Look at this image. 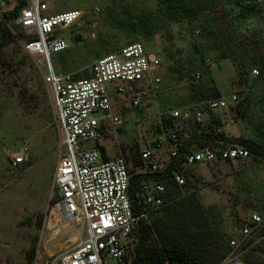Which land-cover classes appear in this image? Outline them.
Returning a JSON list of instances; mask_svg holds the SVG:
<instances>
[{
  "label": "rangeland",
  "instance_id": "obj_1",
  "mask_svg": "<svg viewBox=\"0 0 264 264\" xmlns=\"http://www.w3.org/2000/svg\"><path fill=\"white\" fill-rule=\"evenodd\" d=\"M251 1L264 12V0ZM157 2L158 0H55L50 3L55 9L53 15L95 7L101 12L96 15L98 27L96 37L91 41H73L77 36L89 33L85 26H73L60 32L68 49L50 57L56 74L79 71L84 76L86 72L83 70L96 58L136 42L141 43L146 50L157 53L165 67L163 82L156 98L145 100L139 108L123 109L121 106V113L124 115L117 135L97 143L84 142L82 148L88 150L101 145L111 157L123 155L130 162L137 150L144 148V136L157 133L159 114H164L171 108L204 106L206 101L216 99L206 89L208 79L220 92L219 98L230 101L232 95L236 94L237 102L217 113L206 112L205 122H208L207 118L218 117L221 123L219 127L227 139L224 146H241L240 140H255L258 132H264V80L257 85V76L252 71L240 80L229 59H222L220 52L213 49L208 41L196 42L194 39L199 32H210L218 22L230 21L224 12L226 6L219 0L214 8L208 10V27L204 26L194 34L191 32L192 20L189 19L178 23L166 19L153 22L151 24H155L158 30L149 39L138 38L128 33V30L121 31L118 28L121 19L118 12L132 18L141 14L148 16L152 12H155L154 17L161 16ZM199 6L205 8L203 4ZM4 10H0V19ZM262 20H250L251 36L258 40L260 47L258 54L264 53ZM80 23L85 25L87 21ZM8 28L15 36V41L0 49V264H46L72 245V234H59L57 229L43 234L49 203L55 196L53 180L61 155V131L54 112L51 88L45 80V70L36 65V71H30L29 63L32 58L26 57L23 48L26 38L12 22ZM167 52L180 55L184 62L199 60L192 71L200 70L202 78L193 81V84L203 91L204 96L193 100L194 92L189 89V80L183 74L168 73L172 62L166 59ZM206 60L210 67L205 65ZM256 60L261 63V58ZM21 64H26L27 68H23ZM260 68L253 67L258 71H261ZM24 87L35 94V103L25 93ZM49 109L52 110L51 116L47 115ZM189 131V137L185 140L187 145L194 144H190L192 134ZM210 145L203 143L202 146ZM21 148H26L29 160L26 164L13 166L12 154ZM185 169L189 177L186 187L174 195L176 202L196 201L194 204L200 206L206 213L204 216L208 218L206 223L198 221L190 232L188 242L191 246L195 244L199 248L208 249L213 246L214 255L217 251H224L226 238L239 237L240 226L250 214L258 213L264 220V159L250 157L246 164L234 165L228 162H201ZM41 216L43 221L39 226ZM204 223L210 229V236L216 240L215 244L201 231L205 227ZM134 243L135 239L130 248ZM248 244L262 253L260 258L264 261V239L253 237ZM33 247L35 257L32 262H28Z\"/></svg>",
  "mask_w": 264,
  "mask_h": 264
},
{
  "label": "built area",
  "instance_id": "obj_2",
  "mask_svg": "<svg viewBox=\"0 0 264 264\" xmlns=\"http://www.w3.org/2000/svg\"><path fill=\"white\" fill-rule=\"evenodd\" d=\"M53 1L0 0V10L5 11L22 4L12 23L26 38L23 44L26 54L45 70L61 131V155L53 180L55 196L49 203L43 234L53 222L51 231L72 234L75 241L46 264H127L126 254L138 222L149 223L151 214L169 201L168 189L158 178L166 174L170 165V180L182 190L189 177L187 166L201 162L246 164L250 159L247 149L224 146L222 140L201 147L185 144L190 129L192 134L194 127L210 122L211 118L205 122L206 112L227 109L237 102V95H232L230 101L210 99L204 106L171 108L159 114L157 133L144 136V148L137 150L135 164L123 155L111 157L101 145L83 149L84 142L97 143L117 135L124 115L121 106L139 108L145 100L156 98L165 67L157 53L136 42L96 58L83 70L84 76L77 77L79 71L56 74L50 57L68 49L60 32L85 26L89 33L77 37L80 42L91 41L98 27L96 15L101 12L95 7L53 15L55 9L50 5ZM84 20L85 25L80 23ZM205 65L210 67L208 60ZM252 73L257 75L256 70ZM199 75L196 72L194 78ZM214 119L218 121L217 116ZM221 133L222 129L213 123L210 134ZM28 160L26 148L12 154L13 166L26 164ZM133 178L140 180L136 190ZM263 224L258 213L250 214L240 226L239 237L228 241L227 253L220 264H245L242 256L250 247V239L258 238Z\"/></svg>",
  "mask_w": 264,
  "mask_h": 264
},
{
  "label": "trees",
  "instance_id": "obj_3",
  "mask_svg": "<svg viewBox=\"0 0 264 264\" xmlns=\"http://www.w3.org/2000/svg\"><path fill=\"white\" fill-rule=\"evenodd\" d=\"M220 1L223 6H226L224 12L230 21L218 22L217 25L215 24L211 28L210 32H199V35L194 39L196 42L202 40L208 41L211 43L213 49H217L220 52L222 59H229L235 68L236 76L240 80H243L246 74H250L251 71L256 70L253 69L254 66L261 67V71L256 70V83L258 85L264 80V53L258 54L260 47L258 46V40L251 36L252 33L250 31H252V28H250V20L263 19L261 36L264 37V12H261L255 2L251 0ZM157 3L158 12L161 15L159 17H154L155 12H152L148 16L141 14V16L134 18L127 15L126 17L121 12H118L121 16H119L121 19L118 28L121 31L128 30V33L138 38L149 39L158 30V27H155V24L152 25L151 23L161 21L162 19H166L172 23L189 19L192 20V24L194 25H192L191 29L192 34H194L200 28L204 26L208 27L206 26L209 21L207 17L208 10L212 7L214 8L215 4L219 3V0H158ZM200 4H203L205 8H199ZM21 7L22 4L7 11L4 10L1 13L0 49L15 41V36L11 34L8 25L18 16ZM258 39L261 38L258 37ZM177 56L167 52L166 59L172 62L171 66L168 67V73L172 75L183 74L184 78L189 80V89L192 93L194 92L192 95L193 100H198V97L204 96V93L202 90L197 89L198 86H194L193 81L200 80L202 72L198 69L192 70L199 60L184 62L181 60L180 55L178 56L179 58H176ZM26 57L29 58L28 55ZM257 58H261V65L257 62ZM21 65L23 68H27L25 67L27 66L26 64ZM34 67L37 69L36 64L31 59L29 63L30 71H36ZM196 72L200 74L198 79L194 78ZM77 77H81V75L79 74ZM24 88L25 93L35 103L37 100L35 94L30 93L27 87ZM206 89L211 92L212 97H220V92L209 79L206 83ZM47 115L51 116L52 110L49 109ZM213 123H216L218 126L221 124L219 120L215 121L214 117H212L206 125L194 127L192 130V142L190 144L195 143L201 147L203 143L213 145L219 140L225 142L227 139L222 133L218 136L210 134ZM258 133L255 140H240V144L241 147L248 150L250 157L264 159V132ZM100 149L104 155V149L101 147ZM183 151L182 149L181 156ZM130 161H134L135 164L136 156H133ZM179 163L176 162V164ZM170 167L166 174L158 178V181L162 182L168 189L169 201L166 206L151 214L149 223L145 221L138 222L133 232V239H135L134 246L132 248L129 247L126 254L127 264H220L227 253V244L231 238L225 239L224 251L219 252L216 250L215 256L212 253V249L214 250L213 246L208 249L199 248L195 244L193 246L190 245L188 242L190 232L196 227L198 221L200 223L205 222L208 218L205 217L206 213L203 209L194 204L196 201L183 202L181 200L176 202L174 195L179 193V189L170 180ZM139 181V179L133 178L132 186H134V190L137 189L136 186ZM42 221L43 216L38 220L39 226ZM205 223L203 224L205 227L201 231L206 233L205 235L209 237L212 244H215L216 240L210 236V229H208V225ZM185 236L187 238H184ZM258 238L264 239V224L260 227ZM155 240H157V243H155ZM251 242L252 238L250 239ZM260 255L263 256L257 249L249 247L243 254L242 259L245 264H264ZM34 257L35 248L33 247L29 254L28 262H32Z\"/></svg>",
  "mask_w": 264,
  "mask_h": 264
},
{
  "label": "bare ground",
  "instance_id": "obj_4",
  "mask_svg": "<svg viewBox=\"0 0 264 264\" xmlns=\"http://www.w3.org/2000/svg\"><path fill=\"white\" fill-rule=\"evenodd\" d=\"M66 222V221H65ZM53 225H54V223L53 222H50V224H49V226H48V230L50 231V230H52L53 229ZM57 232V231H56ZM54 233V232H53ZM56 234V233H55ZM52 237V236H51ZM71 241L73 242V241H75V236L73 235L72 236V239H71ZM48 252V251H47ZM53 252V251H52ZM50 253V252H49ZM54 253V252H53Z\"/></svg>",
  "mask_w": 264,
  "mask_h": 264
},
{
  "label": "water",
  "instance_id": "obj_5",
  "mask_svg": "<svg viewBox=\"0 0 264 264\" xmlns=\"http://www.w3.org/2000/svg\"><path fill=\"white\" fill-rule=\"evenodd\" d=\"M73 41H74L75 43H79V42H80V38H79V37H76V38L73 39ZM236 89H238V87H237Z\"/></svg>",
  "mask_w": 264,
  "mask_h": 264
}]
</instances>
